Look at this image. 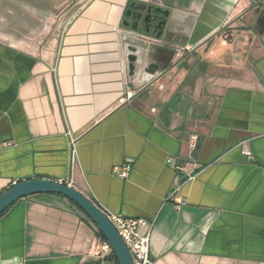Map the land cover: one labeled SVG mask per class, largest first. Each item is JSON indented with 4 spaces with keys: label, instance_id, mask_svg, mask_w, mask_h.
<instances>
[{
    "label": "crops",
    "instance_id": "obj_1",
    "mask_svg": "<svg viewBox=\"0 0 264 264\" xmlns=\"http://www.w3.org/2000/svg\"><path fill=\"white\" fill-rule=\"evenodd\" d=\"M10 32L0 195L69 183L146 220L153 264H264V0H79L38 42ZM98 231L63 196L26 197L0 217V264H118Z\"/></svg>",
    "mask_w": 264,
    "mask_h": 264
},
{
    "label": "water",
    "instance_id": "obj_2",
    "mask_svg": "<svg viewBox=\"0 0 264 264\" xmlns=\"http://www.w3.org/2000/svg\"><path fill=\"white\" fill-rule=\"evenodd\" d=\"M39 194L60 195L73 202L88 216L105 237L118 264H133L127 247L107 216L88 198L67 185L47 180H28L21 182L0 197V215L20 200Z\"/></svg>",
    "mask_w": 264,
    "mask_h": 264
},
{
    "label": "built area",
    "instance_id": "obj_3",
    "mask_svg": "<svg viewBox=\"0 0 264 264\" xmlns=\"http://www.w3.org/2000/svg\"><path fill=\"white\" fill-rule=\"evenodd\" d=\"M250 157L249 153H246ZM180 170L186 175V179L191 181L193 176L190 175L186 168H180ZM131 171V166L126 165L121 170V177L127 178ZM71 187L69 183H61ZM96 206V205H95ZM97 207V206H96ZM102 213H104L109 221L112 223L114 228L117 230L120 238L127 247L133 264H153L150 257V243L152 229L147 233L143 234V231L147 228L148 223L144 219H129L122 215L111 214L102 211L97 207ZM96 255L106 257L112 254V250L107 242H99L96 245Z\"/></svg>",
    "mask_w": 264,
    "mask_h": 264
},
{
    "label": "rangeland",
    "instance_id": "obj_4",
    "mask_svg": "<svg viewBox=\"0 0 264 264\" xmlns=\"http://www.w3.org/2000/svg\"><path fill=\"white\" fill-rule=\"evenodd\" d=\"M79 0H39L36 1V4H40L42 8H45V11H48L46 15H43L37 12L34 17H22V13L26 10L17 7L15 2L9 1L8 3H3V9L1 8L0 1V28L7 26L9 29H13L14 32H10L5 35H12L18 37L19 39H25V41L30 43H35L44 38L50 31L55 19L65 10L72 7ZM56 3V6H55ZM8 4V5H7ZM8 6L9 16H4L6 11L4 6ZM19 8V10H17ZM2 9V10H1ZM49 9V10H48ZM24 14V13H23ZM25 21L26 25L32 26L34 29L33 32H24L17 33L16 30L20 29L23 22ZM7 24V25H6ZM1 35V34H0Z\"/></svg>",
    "mask_w": 264,
    "mask_h": 264
},
{
    "label": "trees",
    "instance_id": "obj_5",
    "mask_svg": "<svg viewBox=\"0 0 264 264\" xmlns=\"http://www.w3.org/2000/svg\"><path fill=\"white\" fill-rule=\"evenodd\" d=\"M5 193H6V192H5ZM2 195H3V194H1L0 197H1ZM78 208H79V207H78ZM8 211H9V209H8L7 211H5L2 215H0V217L4 216ZM98 235L100 236V238H101L102 241L107 242L106 239H105V237L102 235V233H101L100 231H98ZM112 258L115 259V260L117 261L115 255H114L113 253H112Z\"/></svg>",
    "mask_w": 264,
    "mask_h": 264
}]
</instances>
